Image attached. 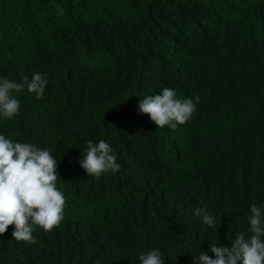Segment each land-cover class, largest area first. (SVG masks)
<instances>
[{
    "label": "trees",
    "instance_id": "trees-1",
    "mask_svg": "<svg viewBox=\"0 0 264 264\" xmlns=\"http://www.w3.org/2000/svg\"><path fill=\"white\" fill-rule=\"evenodd\" d=\"M33 73L43 96L19 94L0 134L57 160L64 218L35 243L9 226L0 264H140L154 249L193 264L247 233L264 205V0H0V78ZM165 87L200 96L176 130L137 108ZM89 140L110 144L118 173L87 176Z\"/></svg>",
    "mask_w": 264,
    "mask_h": 264
},
{
    "label": "clouds",
    "instance_id": "clouds-1",
    "mask_svg": "<svg viewBox=\"0 0 264 264\" xmlns=\"http://www.w3.org/2000/svg\"><path fill=\"white\" fill-rule=\"evenodd\" d=\"M47 80L39 73L27 75L20 81L0 78V117L12 119L19 115L21 102L17 98L25 92L34 93L36 99L43 96ZM200 96L177 98L174 89L165 87L161 93L140 99L137 108L148 116L157 128L176 130L189 122L196 112ZM80 167L87 176L100 178L103 174L120 171L117 156L104 140L85 147ZM58 162L48 149L33 143H21L0 134V236L9 226H14L12 240L35 243L33 232L39 228L48 233L59 226L64 218L66 198L57 188ZM195 215L203 217V223L212 228L217 221L206 209H195ZM264 205L252 204L248 216L247 233L238 232L229 247L210 246L199 251L193 264H264ZM140 264H165L159 249L149 250L139 256Z\"/></svg>",
    "mask_w": 264,
    "mask_h": 264
}]
</instances>
